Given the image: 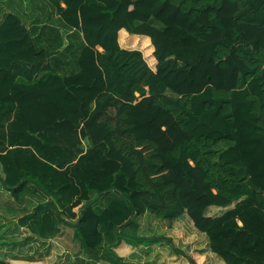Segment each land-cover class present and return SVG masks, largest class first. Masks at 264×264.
<instances>
[{
	"label": "trees",
	"instance_id": "trees-1",
	"mask_svg": "<svg viewBox=\"0 0 264 264\" xmlns=\"http://www.w3.org/2000/svg\"><path fill=\"white\" fill-rule=\"evenodd\" d=\"M48 1L82 34L78 71L58 73L4 16L2 187L19 201L32 184L84 252L111 232L116 244L150 241L124 231L148 213L187 217L225 264H264V0Z\"/></svg>",
	"mask_w": 264,
	"mask_h": 264
},
{
	"label": "rangeland",
	"instance_id": "rangeland-1",
	"mask_svg": "<svg viewBox=\"0 0 264 264\" xmlns=\"http://www.w3.org/2000/svg\"><path fill=\"white\" fill-rule=\"evenodd\" d=\"M19 1L0 0V22L8 12H13L22 4ZM43 2L45 4L41 0L29 2V8L36 13L33 24L38 30V45L49 51L48 61L53 63L58 72L61 70L72 74L81 49V33L61 22L55 7L48 0ZM50 21L51 26L45 24ZM83 145H87L85 140ZM226 146V143H222L216 149ZM24 151L22 157L30 156L28 149ZM0 174L3 178L1 170ZM58 193L60 192H55ZM89 197L92 199L94 194L91 193ZM114 199L116 196L113 194L105 195L94 204V209L100 211ZM222 211L212 209L209 213L218 215ZM61 214L68 221L75 222L69 215ZM192 227L187 217L168 223L146 213L126 225L124 231L149 237L150 241L141 245L129 241L116 244L114 233L111 232L97 249L84 252L75 236L74 228L57 220L48 198L32 184L25 188L20 200L15 201L0 181V242L6 243L5 246H0V261L13 258L40 261L43 264H189L183 256L173 251V247H177L186 255L198 254L202 257L199 258L203 264H215L216 260L211 255L205 260L207 236ZM153 236L158 238L152 240L150 237ZM163 236L170 238V243L162 239Z\"/></svg>",
	"mask_w": 264,
	"mask_h": 264
},
{
	"label": "crops",
	"instance_id": "crops-1",
	"mask_svg": "<svg viewBox=\"0 0 264 264\" xmlns=\"http://www.w3.org/2000/svg\"><path fill=\"white\" fill-rule=\"evenodd\" d=\"M31 0H20L19 1V3H22V4H20V6L17 8V9H15V10H13V12H8V13H11V14H14V15H17L19 18H20V20H21V22L23 23V25L26 27V29L27 30H29L30 31V33L32 34V37L34 38V40H35V43H36V46H37V48L38 49H42V50H45L46 52H47V54L49 53V51L48 50H46L45 49V47H40L39 45H38V41L36 40L37 39V35H38V30H37V28H36V26L33 24V20H35V16L34 15H36V13H35V11H32L30 8H29V2H30ZM41 3H43V4H45L44 2H43V0H41ZM23 5V6H22ZM62 6H63V4H62ZM54 7V6H53ZM56 10V9H55ZM57 13V12H56ZM58 15V14H57ZM59 16V15H58ZM61 19V18H60ZM61 22H63V21H61ZM64 23V22H63ZM45 24H47L48 26H51V21L50 22H47V23H45ZM68 27V26H67ZM81 37H82V34H81ZM41 38H44V36H42ZM83 45H84V41H83V37H82V43H81V48L83 47ZM81 50V49H80ZM48 55H50V53L48 54ZM79 55V54H78ZM77 58V57H76ZM50 64H51V66L57 71V69L53 66V63L51 62V61H48ZM78 71V66H76V68H75V71H74V73H76ZM58 72V71H57ZM58 73H60V74H65V75H69L68 73H64L63 71H59ZM1 170V169H0ZM1 175V174H0ZM91 194V193H90ZM105 208V207H104ZM104 208H102V210L104 209ZM215 209H217V208H215ZM221 210V209H220ZM101 211V210H100ZM209 211L210 210H208V213H207V215H211L210 213H209ZM211 216H214V215H211ZM185 217V216H184ZM193 229H194V227H192ZM195 230V229H194ZM196 231V230H195ZM198 232V231H197ZM202 234V233H201ZM107 235H104L103 236V241L104 240H107ZM79 242V241H78ZM258 246L259 245H254V249H257L258 250ZM204 253H206L204 256H205V260H206V258H207V256L208 255H211L213 258H215V260H216V263L215 264H225L224 262H223V260L221 259V257L219 256V255H217V254H214V253H212L211 252V250H210V246L209 245H205V248H204ZM208 253V254H207ZM228 261V260H227ZM232 262H234V263H237V262H235L234 261V259H231L230 261H229V263H232ZM203 264V263H202ZM204 264H213V263H205L204 262Z\"/></svg>",
	"mask_w": 264,
	"mask_h": 264
},
{
	"label": "water",
	"instance_id": "water-1",
	"mask_svg": "<svg viewBox=\"0 0 264 264\" xmlns=\"http://www.w3.org/2000/svg\"><path fill=\"white\" fill-rule=\"evenodd\" d=\"M89 206H90L89 204L86 205L85 209L89 208ZM78 223H79V217H78V220L73 224V226H77Z\"/></svg>",
	"mask_w": 264,
	"mask_h": 264
}]
</instances>
